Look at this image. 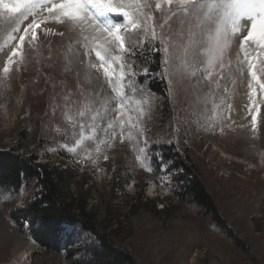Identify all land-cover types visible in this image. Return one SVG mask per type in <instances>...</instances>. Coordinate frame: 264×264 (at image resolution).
Listing matches in <instances>:
<instances>
[{
	"label": "rangeland",
	"instance_id": "rangeland-1",
	"mask_svg": "<svg viewBox=\"0 0 264 264\" xmlns=\"http://www.w3.org/2000/svg\"><path fill=\"white\" fill-rule=\"evenodd\" d=\"M154 14L157 23H162L160 13ZM43 27L37 29L43 41L41 54L32 56L26 65H14L7 79L2 68L10 51L6 35L0 32V57L4 55L0 60V147L10 145L9 139L21 125L28 132L23 152L38 148L42 162L73 165L81 173H90L99 188L90 199V207L98 211L102 226L108 224L115 230V242L140 264H264V103H259L258 114L248 112L251 78L246 66L237 65L239 39L233 40L225 55L220 89H210L201 71L208 60L203 37L189 46L187 35H177L179 25L173 23L167 32L171 39L166 74L164 52L160 51V71L151 70L147 62L157 52L153 49L160 48V41L133 35L126 46L138 39L141 42L135 46V55L124 54L122 62L126 65L125 82L131 84L125 88L126 94L134 101H147L142 105L147 112L141 117L142 137L133 129L134 139H128L126 123L121 142L117 123L113 130H107L109 138L116 133L112 146L102 145L100 153L93 151L92 157L85 159L82 148L73 153L66 147L79 138L81 120L86 123L85 134L88 131L91 112L83 118L77 113L87 101L97 107V93L113 94L95 51L85 54L82 42L76 43L71 32L44 40ZM89 63L97 68H90ZM114 67L118 72V64ZM162 79L167 84L168 111L165 97L150 87L151 82ZM256 99L264 100V93L258 90ZM252 114L257 116L255 133ZM109 115L115 113L110 111ZM98 123V136L104 138L107 118ZM143 138L147 139L145 151L150 154L151 172L141 168L136 159ZM85 144L94 147L91 141ZM163 145L172 151L157 148ZM177 153L194 159L201 180L230 227L246 239L249 250L237 245L191 197H178L184 170L174 167V158H165ZM35 190L31 183L20 190L0 186V264H68L69 251H74L76 258H91L100 241L79 225H64L57 254L11 219V210L23 206Z\"/></svg>",
	"mask_w": 264,
	"mask_h": 264
},
{
	"label": "snow or ice",
	"instance_id": "snow-or-ice-1",
	"mask_svg": "<svg viewBox=\"0 0 264 264\" xmlns=\"http://www.w3.org/2000/svg\"><path fill=\"white\" fill-rule=\"evenodd\" d=\"M156 12L160 13L162 23H157ZM173 23L179 25L177 35H187L189 46L197 42V37H203L208 44V60L201 71L210 89L212 86L220 89L219 81L224 78L222 73L226 66L225 55L233 40L239 39L237 65L246 66L251 78L248 84L251 101L248 112L258 114L259 103H264V100L258 102L256 99L258 90L264 93V0H155L154 3L152 0H0V32L6 35L5 43L10 51L2 68L3 76L9 78L14 65L17 68L26 65L32 56L41 54L43 41L37 33L41 25H44L41 29L44 40L50 36L64 37L66 32H71L77 38L76 43L82 42L85 54L95 51L99 68L103 69L113 95L101 96L97 93V107L93 106V101L85 102L77 115L83 118L91 112L87 134L86 123L81 120L79 138L74 145H66L73 153L82 148L84 158L90 159L93 151L101 152L102 145L112 146L116 133L113 131L109 138L107 130H113L117 123L121 130V142L126 123L129 126L128 139H134L133 129L142 137L141 117L147 114L142 105L147 101H134L126 94L125 88H130L131 84L130 81L125 82L126 65L122 62L124 54L135 55V46L141 40H135L129 46H126V41L133 35L153 41L158 39L160 48L153 50L166 54L163 63L167 74L168 40L171 39L167 32L171 31ZM249 48H252L251 53ZM48 58H51L50 54ZM114 64H118V72ZM88 66L97 68L95 63ZM191 74L195 75V71ZM224 91L227 92V88ZM228 107L231 108V105ZM110 111L115 115L110 116ZM105 118V136L100 138L98 121ZM68 119L75 128L72 118ZM251 125L255 133V114L251 115ZM220 131L223 134L224 129ZM86 140L91 141L94 147L86 145ZM146 148L147 139L143 138V147L138 148L136 159L141 168L151 172L150 154L145 151ZM103 159L107 160V155Z\"/></svg>",
	"mask_w": 264,
	"mask_h": 264
},
{
	"label": "trees",
	"instance_id": "trees-1",
	"mask_svg": "<svg viewBox=\"0 0 264 264\" xmlns=\"http://www.w3.org/2000/svg\"><path fill=\"white\" fill-rule=\"evenodd\" d=\"M161 55L157 51L147 61L151 70H161ZM150 87L165 97V110L168 111L170 107L166 81L162 79L151 82ZM27 136L28 132L20 125L9 139L10 145L7 148L0 147V186L20 190L23 185L31 183L36 187L23 206L11 210V219L21 228L29 230L31 237L41 246L54 250L57 254L60 253V237L65 224L79 225L93 233L99 239L100 247L92 250L91 258H76L75 252L69 251L68 264H140L128 249L115 242L112 237L115 230L108 224L102 226L98 211L90 207V199L99 189L92 175L88 172L81 173L73 165L42 162L38 148L30 153L23 152L27 146ZM169 147L163 145L157 148L164 151L168 149L170 152L172 149ZM165 158H174V167L184 170L179 177L182 185L178 197H191L237 245L249 250L246 239L238 236L230 227L221 207L201 180L197 164L191 155L177 153L175 157L165 155ZM26 222L29 226H26Z\"/></svg>",
	"mask_w": 264,
	"mask_h": 264
},
{
	"label": "bare ground",
	"instance_id": "bare-ground-1",
	"mask_svg": "<svg viewBox=\"0 0 264 264\" xmlns=\"http://www.w3.org/2000/svg\"><path fill=\"white\" fill-rule=\"evenodd\" d=\"M1 59H4V55H1L0 60H1Z\"/></svg>",
	"mask_w": 264,
	"mask_h": 264
}]
</instances>
